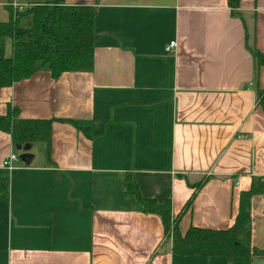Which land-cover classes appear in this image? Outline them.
Segmentation results:
<instances>
[{"label":"crops","instance_id":"0c3cea01","mask_svg":"<svg viewBox=\"0 0 264 264\" xmlns=\"http://www.w3.org/2000/svg\"><path fill=\"white\" fill-rule=\"evenodd\" d=\"M52 1L0 0V23L7 7ZM227 3L64 0L96 10L93 71L38 72L0 89V117L10 105L20 119L85 122L91 138L54 122L52 163L43 143L28 166L14 163L0 201V264H227L173 255L160 218L122 187L129 174L142 197L170 200L184 235L230 228L240 193L264 179V68L248 50L264 55V0H240L239 18ZM11 154L0 132L1 170ZM250 214L252 247L264 250V195Z\"/></svg>","mask_w":264,"mask_h":264},{"label":"trees","instance_id":"16d2710c","mask_svg":"<svg viewBox=\"0 0 264 264\" xmlns=\"http://www.w3.org/2000/svg\"><path fill=\"white\" fill-rule=\"evenodd\" d=\"M240 0H228L232 17H241ZM9 18L0 23V89L30 79L38 72H48L52 80L66 73H89L94 67V22L96 10L92 6L64 4L54 0L32 5L21 11L7 7ZM6 40L11 44V55L6 57ZM256 71L264 68V55L256 48L248 49ZM264 90L258 92L263 104ZM54 122L68 123L86 137L91 138V127L79 121L20 119L17 108L7 105L0 117V132L8 134L12 145L32 147L36 143L46 146L47 162L51 164L50 140ZM202 185L198 184L196 188ZM123 194L135 198L148 215L160 218L166 238L171 240L173 255L181 257H221L227 264H252L254 258H264V250L252 247L251 199L264 195V179L252 182L248 191L240 193L238 213L232 226L226 230L190 227L182 235L178 220L172 217L170 200L158 203L141 196L131 175L122 180ZM196 192V191H195ZM195 192L183 208L193 203ZM9 172L0 169V201L8 202Z\"/></svg>","mask_w":264,"mask_h":264},{"label":"built area","instance_id":"2783aa9c","mask_svg":"<svg viewBox=\"0 0 264 264\" xmlns=\"http://www.w3.org/2000/svg\"><path fill=\"white\" fill-rule=\"evenodd\" d=\"M14 10H18L21 11L22 8L18 7V8H14ZM176 47V43L175 42H170L169 45L165 48V53L167 54H171L172 50ZM19 162L17 155L15 154H11L9 155V157L3 161L2 163V169L6 170L7 172H10L12 170L15 169L14 163Z\"/></svg>","mask_w":264,"mask_h":264},{"label":"water","instance_id":"95a60500","mask_svg":"<svg viewBox=\"0 0 264 264\" xmlns=\"http://www.w3.org/2000/svg\"><path fill=\"white\" fill-rule=\"evenodd\" d=\"M31 147L15 146L14 150L18 154V160L22 164L28 166L33 159V156L29 153Z\"/></svg>","mask_w":264,"mask_h":264},{"label":"rangeland","instance_id":"374dc122","mask_svg":"<svg viewBox=\"0 0 264 264\" xmlns=\"http://www.w3.org/2000/svg\"><path fill=\"white\" fill-rule=\"evenodd\" d=\"M10 47H11L10 41L6 40V46H5V55H6V57H7V55L9 57L11 55ZM42 149H43V145L42 144H34V150H35V153H37V156H39V154L41 153L40 151H42ZM36 158L38 159L39 157H36Z\"/></svg>","mask_w":264,"mask_h":264}]
</instances>
